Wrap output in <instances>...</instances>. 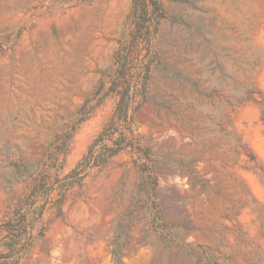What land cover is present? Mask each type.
<instances>
[{
	"label": "rangeland",
	"instance_id": "1",
	"mask_svg": "<svg viewBox=\"0 0 264 264\" xmlns=\"http://www.w3.org/2000/svg\"><path fill=\"white\" fill-rule=\"evenodd\" d=\"M0 264H264V0H0Z\"/></svg>",
	"mask_w": 264,
	"mask_h": 264
}]
</instances>
